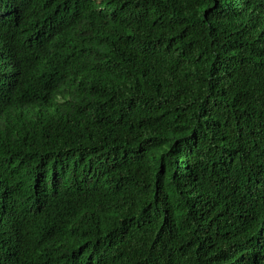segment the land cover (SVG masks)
Listing matches in <instances>:
<instances>
[{
    "label": "trees",
    "instance_id": "16d2710c",
    "mask_svg": "<svg viewBox=\"0 0 264 264\" xmlns=\"http://www.w3.org/2000/svg\"><path fill=\"white\" fill-rule=\"evenodd\" d=\"M13 5L0 264H264V0Z\"/></svg>",
    "mask_w": 264,
    "mask_h": 264
},
{
    "label": "clouds",
    "instance_id": "9594fccd",
    "mask_svg": "<svg viewBox=\"0 0 264 264\" xmlns=\"http://www.w3.org/2000/svg\"><path fill=\"white\" fill-rule=\"evenodd\" d=\"M19 11L20 6L17 5L1 9L0 22H6L9 21L12 17H16ZM2 57L3 56H0V88H5V90H7L16 84V80L20 73V63L17 67L13 68L9 56L7 58H4L3 62ZM17 206H27V204L23 203L18 204Z\"/></svg>",
    "mask_w": 264,
    "mask_h": 264
}]
</instances>
